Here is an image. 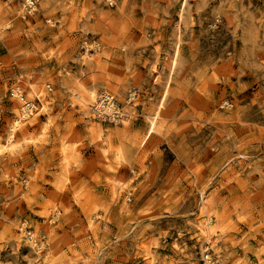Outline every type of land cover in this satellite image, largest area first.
<instances>
[{"label": "rangeland", "instance_id": "1", "mask_svg": "<svg viewBox=\"0 0 264 264\" xmlns=\"http://www.w3.org/2000/svg\"><path fill=\"white\" fill-rule=\"evenodd\" d=\"M205 253L264 264V0H0V264Z\"/></svg>", "mask_w": 264, "mask_h": 264}, {"label": "bare ground", "instance_id": "2", "mask_svg": "<svg viewBox=\"0 0 264 264\" xmlns=\"http://www.w3.org/2000/svg\"><path fill=\"white\" fill-rule=\"evenodd\" d=\"M30 84V83H29ZM31 85V84H30ZM95 87V86H94ZM96 87H98V86H96ZM105 87V86H104ZM17 88V87H16ZM95 89V88H94ZM102 89V88H101ZM17 90V89H16ZM92 90V89H91ZM95 91V90H94ZM94 91H92L91 93H89L90 94V98L92 99V98H94L95 97V99H96V101H95V103L93 102V104L90 102H88L87 100H81L82 101V103L84 104V106H90L91 108H95L96 107V105H98V110L100 111V112H102V114L103 115H105V114H107L108 115V113L109 114H111V112H112V108H111V106H112V101H110V102H105L104 101V98L103 97H101V95H100V97H98V98H96V92H94ZM36 93V92H35ZM34 93V94H35ZM88 94V93H87ZM88 94V95H89ZM104 94L105 95H110V94H112L111 92H104ZM15 95V94H14ZM17 95V94H16ZM20 95V94H19ZM78 95V94H77ZM18 96V95H17ZM133 95H131V97H132ZM20 97H22L21 95H20ZM30 97V96H29ZM81 97V96H80ZM109 97V96H108ZM136 96H134L132 99H134ZM24 98L22 97L21 98V100H23ZM31 105L28 103V101H26L25 103H24V105L22 106V113H21V117L20 118H22V119H20V120H14V122H13V126L11 127V138L15 135V131L17 130V128L18 127H20V126H22V120L25 118V116H28V114H29V112H30V110H29V107H30ZM86 110V109H85ZM114 111V110H113ZM121 114V116L122 117H124V118H126L127 119V117H129L128 116V114L129 113H125V111H123V108L121 109V111H119V112H117V113H115V114H113L112 116H110V118L112 119V120H114V121H118V117H119V115ZM19 115V114H18ZM18 115H16V116H18ZM102 115V116H103ZM130 115V114H129ZM131 116H133V115H131ZM45 129V128H44ZM43 129V130H44ZM14 144V143H13ZM3 146V145H2ZM5 146V145H4ZM11 147H12V145H10ZM2 152V151H1ZM203 207H205V205L203 206ZM203 211V210H202ZM203 213H204V211H203ZM202 215H204V214H202ZM53 216H55V215H53ZM207 219V218H206ZM213 221V219H211L210 218V223H213L212 222ZM206 223H209V221L208 222H206ZM207 227H210V231H212V228H211V226H207ZM214 234V233H213ZM31 237V236H30ZM211 238V237H210Z\"/></svg>", "mask_w": 264, "mask_h": 264}, {"label": "built area", "instance_id": "3", "mask_svg": "<svg viewBox=\"0 0 264 264\" xmlns=\"http://www.w3.org/2000/svg\"><path fill=\"white\" fill-rule=\"evenodd\" d=\"M37 1H38V0H24V4H25V6H26V8H27L28 10H34V9L36 8V2H37ZM108 96H109V97H108ZM101 97L104 98V101H105L106 103L112 101V106H111V108L114 110V111L112 110L111 114L108 113V115H107V114L103 115L102 112H100V111L98 110V105H96V107L94 108L95 111H96L99 115H101V116L103 115V116H102L103 118H105V119H111L110 116H112L113 114H115V113L121 111V109H120L119 106H118V101H117L116 97H115L113 94L105 95V94L103 93V94L101 95ZM133 97H134V95H133ZM133 97H132V98H133ZM29 110H30V112L32 111L31 106L29 107ZM30 112H29V113H30ZM119 116H121V114H120ZM118 118H119V117H118ZM111 120H112V119H111ZM205 260L207 261L208 264H210V263L212 262V259H211L209 253H205Z\"/></svg>", "mask_w": 264, "mask_h": 264}]
</instances>
